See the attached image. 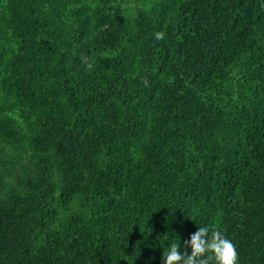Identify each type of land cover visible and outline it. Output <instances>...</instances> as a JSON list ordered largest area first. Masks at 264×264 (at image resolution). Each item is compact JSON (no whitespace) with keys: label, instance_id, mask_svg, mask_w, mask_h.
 Listing matches in <instances>:
<instances>
[{"label":"trees","instance_id":"trees-1","mask_svg":"<svg viewBox=\"0 0 264 264\" xmlns=\"http://www.w3.org/2000/svg\"><path fill=\"white\" fill-rule=\"evenodd\" d=\"M203 226L264 264V0H0V264Z\"/></svg>","mask_w":264,"mask_h":264},{"label":"clouds","instance_id":"clouds-1","mask_svg":"<svg viewBox=\"0 0 264 264\" xmlns=\"http://www.w3.org/2000/svg\"><path fill=\"white\" fill-rule=\"evenodd\" d=\"M155 37L154 43L161 44ZM92 67L91 64L88 65ZM190 249V253L188 251ZM238 264L234 243L224 233L208 226L199 227L190 239L183 243H171L163 253V264Z\"/></svg>","mask_w":264,"mask_h":264},{"label":"rangeland","instance_id":"rangeland-1","mask_svg":"<svg viewBox=\"0 0 264 264\" xmlns=\"http://www.w3.org/2000/svg\"><path fill=\"white\" fill-rule=\"evenodd\" d=\"M134 4V2H132L131 1V5H133ZM141 5V4H140ZM135 6H138V4L137 3H135ZM138 8H140L139 6H138ZM136 9V8H135Z\"/></svg>","mask_w":264,"mask_h":264}]
</instances>
